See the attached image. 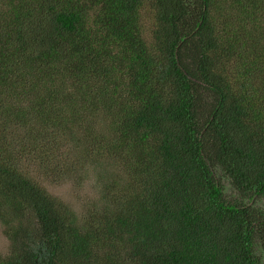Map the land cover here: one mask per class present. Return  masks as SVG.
<instances>
[{"label":"trees","instance_id":"trees-1","mask_svg":"<svg viewBox=\"0 0 264 264\" xmlns=\"http://www.w3.org/2000/svg\"><path fill=\"white\" fill-rule=\"evenodd\" d=\"M262 200L264 0H0V264H264Z\"/></svg>","mask_w":264,"mask_h":264},{"label":"rangeland","instance_id":"rangeland-1","mask_svg":"<svg viewBox=\"0 0 264 264\" xmlns=\"http://www.w3.org/2000/svg\"><path fill=\"white\" fill-rule=\"evenodd\" d=\"M85 181L81 186H77L76 181H67L64 183H50L48 181H42L41 183L45 186L46 190L64 201L69 203H75L77 198H82L86 193L90 191L89 185L95 181L92 173H87ZM41 179H39L40 181ZM264 207V200L257 203ZM8 249V239L3 233V226L0 222V254H3Z\"/></svg>","mask_w":264,"mask_h":264},{"label":"clouds","instance_id":"clouds-1","mask_svg":"<svg viewBox=\"0 0 264 264\" xmlns=\"http://www.w3.org/2000/svg\"><path fill=\"white\" fill-rule=\"evenodd\" d=\"M90 191L86 193L82 198H77L75 203H69L68 201H62L69 207L71 213L75 218L83 222L87 214V208L93 204L99 205L103 201V188L98 181H93L89 185Z\"/></svg>","mask_w":264,"mask_h":264}]
</instances>
